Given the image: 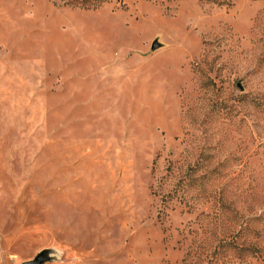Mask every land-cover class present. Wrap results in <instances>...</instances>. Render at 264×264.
I'll list each match as a JSON object with an SVG mask.
<instances>
[{
	"label": "rangeland",
	"instance_id": "374dc122",
	"mask_svg": "<svg viewBox=\"0 0 264 264\" xmlns=\"http://www.w3.org/2000/svg\"><path fill=\"white\" fill-rule=\"evenodd\" d=\"M42 251L264 264V0H0V264Z\"/></svg>",
	"mask_w": 264,
	"mask_h": 264
},
{
	"label": "water",
	"instance_id": "95a60500",
	"mask_svg": "<svg viewBox=\"0 0 264 264\" xmlns=\"http://www.w3.org/2000/svg\"><path fill=\"white\" fill-rule=\"evenodd\" d=\"M161 47V43L155 39L152 43H151V46L150 48L152 50H156L158 48ZM47 260V256L46 254L42 251V252H39L38 254H36L33 258L31 259H28V260H25V261H22L21 263L19 264H43L45 261Z\"/></svg>",
	"mask_w": 264,
	"mask_h": 264
}]
</instances>
